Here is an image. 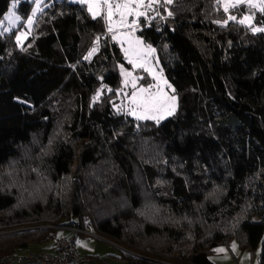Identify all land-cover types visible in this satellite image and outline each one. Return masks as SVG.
<instances>
[{"label":"trees","instance_id":"trees-1","mask_svg":"<svg viewBox=\"0 0 264 264\" xmlns=\"http://www.w3.org/2000/svg\"><path fill=\"white\" fill-rule=\"evenodd\" d=\"M34 4L0 31V256L79 225L127 249L83 264H215L234 240L264 264V13L221 26L217 0H161L139 18L178 96L156 123L116 108L132 68L119 42L84 59L107 27L86 5L46 0L19 46Z\"/></svg>","mask_w":264,"mask_h":264},{"label":"snow or ice","instance_id":"snow-or-ice-1","mask_svg":"<svg viewBox=\"0 0 264 264\" xmlns=\"http://www.w3.org/2000/svg\"><path fill=\"white\" fill-rule=\"evenodd\" d=\"M35 8L32 10L31 16L27 18V27L29 31L34 23V18L37 13L42 12L41 5L43 0H33ZM76 3L87 6V11L91 14L93 19L101 17L105 20L107 25L108 33H113L112 39L117 40L118 36L115 33V27L127 28L130 31L127 33H120L119 42L123 46L126 42L128 47L123 48L124 56L127 62L132 65L133 70L137 68L143 69L145 72L152 76V79L156 81L155 84H149L147 87H137V81L142 77L133 75L132 71H128L123 65L120 66V73L124 77V85L128 86L131 84L132 93L130 97V103L134 105L132 110L128 113L134 116L137 120H154L159 123L161 120L168 116H172L176 113L178 108V97L175 94L176 89L173 88L167 80H161L163 70H160L161 76L153 71V68L149 66L148 57L155 52L150 45L147 47L143 46V41L139 37H135L134 33L136 27H138V21L140 17H147V11L153 8L154 4H160L161 0H74ZM164 4H172L173 0H163ZM218 4H222L223 11L228 13L230 9H235L241 4H247L252 8H259L261 13H264V0H217ZM47 6V5H45ZM16 5L13 4V9ZM172 15L171 12L168 13ZM119 17L118 22L113 20V17ZM131 18V19H130ZM5 20L8 21L9 27H5L3 32H9L17 23L21 20V17L16 15L15 11L10 12ZM237 17L229 15L226 20L222 22L221 26H226L229 21H236ZM252 20L251 16H245L239 20V23L245 24ZM217 23H221L217 21ZM252 31L264 32V27H253ZM3 33L0 32V35ZM28 32H20L16 35L17 44L23 43L27 38ZM100 37H96V41L93 47L89 50L88 54L84 57L85 60H91L93 55L99 51ZM158 63V62H157ZM165 87L171 90V95L165 91ZM101 91H98L93 96V101L100 98ZM111 91V89H109ZM119 94V93H118ZM79 243V241H77ZM233 250H235V244H233ZM217 252H224V248L215 249Z\"/></svg>","mask_w":264,"mask_h":264},{"label":"rangeland","instance_id":"rangeland-1","mask_svg":"<svg viewBox=\"0 0 264 264\" xmlns=\"http://www.w3.org/2000/svg\"><path fill=\"white\" fill-rule=\"evenodd\" d=\"M22 1H27V0H13L11 2V4H10V8H9L8 12L4 16V19H5V17L10 12L15 11L16 15L21 17V20L17 23V25L15 27L12 28L11 31H13L14 29L18 28L20 23L22 22V16L17 10L20 2H22ZM28 1L33 2V0H28ZM70 1H74V0H70ZM45 3H46V0H43V4L41 5L42 9H43ZM13 4L16 5L15 9H13ZM241 6L243 7V10H242L243 16H242L241 19H243L245 16H251L252 20L250 22V25H249V23H245V25L251 26L253 24L255 13L257 11H259V8L258 7L252 8V7H249L247 4H241L235 10H232L229 15L237 17L238 12L236 10L239 9ZM34 8H35V4H34ZM155 14H156V11H155V4H154L153 8L151 10L147 11V17L151 18ZM115 19H116V17H113V20H115ZM34 20H35V18H34ZM5 21H6L5 24L0 25V29H1L0 31H2V32H3V29L5 27H9L10 26L8 21L7 20H5ZM32 27H33V25H32ZM32 27H31V30H32ZM31 30L29 31V29L27 27V23H25V25L19 30L18 34L20 32H28L29 33L28 36H27V38H28L30 36ZM11 31H9V32H11ZM127 32H129V30H126V31H123V32H115L116 35L118 36L117 41L119 42L120 33H127ZM134 36L138 37L135 33H134ZM26 39L23 41V43L26 41ZM140 39L142 40V38H140ZM23 43H22V45H23ZM119 44L121 45L120 42H119ZM22 45L19 44V46H22ZM149 45L150 44H147V43H145L143 41V46L144 47H147ZM150 46L153 49H155L152 45H150ZM121 47H122V49L123 48H127L128 45L125 42L123 44V46L121 45ZM148 60H149V66H151L153 68V71L157 74V76H161L160 70L162 69V66H161V63H160V60H159V57H158L156 51L154 53H152L151 56L148 57ZM124 68L127 69L128 71H132L134 76L142 77V79H139L137 81V87L138 88L141 87V86L147 87L149 84H155L156 83V81H154L152 79V76L149 73L145 72L143 69H142L143 72H137L136 69L133 70V68H128L126 66H124ZM146 74H147L148 78H147L146 82H142ZM161 80H167L168 83L171 84L169 82V80L166 78V76L164 75V72H162ZM122 83H123V85L121 86V88L119 90L120 91V97H119V99H118V101L116 103V108L119 109V110L125 111V113H129L132 110V108L134 107V105H132L130 103V97H131V93H132L133 89H132L131 84H128V86L124 85V77L123 76H122ZM165 91L168 92L170 95L172 94L171 90L167 89L166 87H165ZM168 117H166V118H168ZM165 119H163V120H165ZM163 120H161L160 122H162ZM85 231H86L85 233H75L77 241H79V243H77V241H76L78 254H79L80 257L85 259V261H89L88 260L89 258L86 256L88 254H95V255H98L100 257L106 258L107 254H110V253L118 254L120 252V250H126V248L118 245L117 243L113 242L112 240H110V239H108L106 237H103L101 235L96 234L91 229H86ZM64 236H66V235H64ZM233 244H235V246H236L235 250H233V247H232ZM229 245H230V248L232 250V255H230V257H228L226 259L218 258L216 260V264H260L259 263L258 254L257 253L252 254L246 248H241L236 240L230 242ZM52 246H53V240H52V242H50L48 244V246H44L43 247V245H32V247H30L29 249H27L25 251L27 252V251L47 250V249H50ZM111 263L112 264H125L124 262L120 261L119 259H113V260H111Z\"/></svg>","mask_w":264,"mask_h":264},{"label":"built area","instance_id":"built-area-1","mask_svg":"<svg viewBox=\"0 0 264 264\" xmlns=\"http://www.w3.org/2000/svg\"><path fill=\"white\" fill-rule=\"evenodd\" d=\"M235 9H230V11L226 14L229 15L231 11ZM161 18L162 20H165L166 16L162 15ZM3 21L4 20H1V23H3ZM139 27H140V23L138 21V27H136V30ZM126 30L129 29L127 28L122 29L119 28L118 26L115 27V32H123ZM112 35L113 33H108L107 27L104 32L97 34V36L101 38L99 50L103 40H105L106 38ZM95 55L96 53L93 55V57ZM59 228L70 230L73 233L86 232L79 225H73V226L62 225L59 226ZM76 241L77 238L75 235H70V236L56 235L53 239V246L50 249L40 250V251L12 252L8 254H4L0 256V264H83L84 259L80 257L78 254Z\"/></svg>","mask_w":264,"mask_h":264},{"label":"crops","instance_id":"crops-1","mask_svg":"<svg viewBox=\"0 0 264 264\" xmlns=\"http://www.w3.org/2000/svg\"><path fill=\"white\" fill-rule=\"evenodd\" d=\"M157 14H159V13H157ZM118 20H119V17L116 16V19H115L114 21H117V22H118ZM129 31H130V30H129ZM135 34H136V32H135ZM116 41H117V40H116ZM117 42H118V41H117ZM57 234H58V235H66V236L73 235V234L75 235V233H73L72 231L67 230V229H61V228H59V229L57 230ZM57 234H56V235H57ZM217 248H224L225 251H224V252H217V251H215V249H217ZM230 255H232V250H231V248H230V245H220V246H217V247L214 248V252H213L211 258H212V260H213V261L215 262V264H216V260H217L218 258L226 259V258L230 257Z\"/></svg>","mask_w":264,"mask_h":264},{"label":"water","instance_id":"water-1","mask_svg":"<svg viewBox=\"0 0 264 264\" xmlns=\"http://www.w3.org/2000/svg\"><path fill=\"white\" fill-rule=\"evenodd\" d=\"M127 250V249H126Z\"/></svg>","mask_w":264,"mask_h":264}]
</instances>
